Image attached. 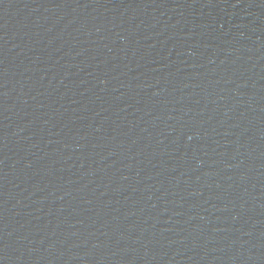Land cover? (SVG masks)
Returning a JSON list of instances; mask_svg holds the SVG:
<instances>
[{"label":"water","instance_id":"obj_1","mask_svg":"<svg viewBox=\"0 0 264 264\" xmlns=\"http://www.w3.org/2000/svg\"><path fill=\"white\" fill-rule=\"evenodd\" d=\"M0 264H264V0H0Z\"/></svg>","mask_w":264,"mask_h":264}]
</instances>
